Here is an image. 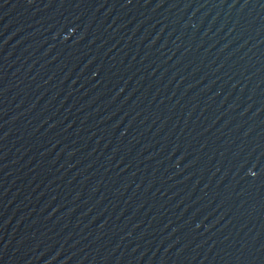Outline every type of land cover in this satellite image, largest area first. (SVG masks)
<instances>
[{
	"label": "water",
	"instance_id": "95a60500",
	"mask_svg": "<svg viewBox=\"0 0 264 264\" xmlns=\"http://www.w3.org/2000/svg\"><path fill=\"white\" fill-rule=\"evenodd\" d=\"M0 264H264V0H0Z\"/></svg>",
	"mask_w": 264,
	"mask_h": 264
}]
</instances>
